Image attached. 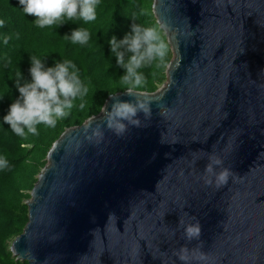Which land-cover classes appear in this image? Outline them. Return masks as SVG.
<instances>
[{"label": "water", "instance_id": "95a60500", "mask_svg": "<svg viewBox=\"0 0 264 264\" xmlns=\"http://www.w3.org/2000/svg\"><path fill=\"white\" fill-rule=\"evenodd\" d=\"M153 11L174 52L165 84L110 95L54 142L11 243L18 259L183 264L186 245L189 264H264V0H154ZM137 96L151 116L117 137L106 111ZM210 157L232 173L219 188ZM196 221L202 247L183 238Z\"/></svg>", "mask_w": 264, "mask_h": 264}, {"label": "trees", "instance_id": "16d2710c", "mask_svg": "<svg viewBox=\"0 0 264 264\" xmlns=\"http://www.w3.org/2000/svg\"><path fill=\"white\" fill-rule=\"evenodd\" d=\"M153 3L154 0H99L93 21L85 23L77 19L60 26L40 28L35 17L23 12L19 0H0V20L4 21L0 27V157L7 161V166L0 168V264H30L13 254L11 243L23 233L29 221L27 201L47 164L49 150L63 132L100 113L110 95L129 88L154 92L167 80V67L174 54L167 35L157 22ZM133 24L157 28L169 46L163 63L154 60L137 69L145 79L138 88L132 82H121L126 69L117 64L108 43L113 36L120 43L126 34H131ZM75 28L88 30V43L74 44L71 39L64 38ZM120 51L124 52L127 63L132 53L123 47ZM31 56L41 59L44 70L55 67L57 62L72 61L88 92L73 102L69 114L58 119L55 127L38 124V134H27L25 138L17 136L4 123L3 117L19 97L17 74L22 73L21 83L31 82Z\"/></svg>", "mask_w": 264, "mask_h": 264}, {"label": "clouds", "instance_id": "9594fccd", "mask_svg": "<svg viewBox=\"0 0 264 264\" xmlns=\"http://www.w3.org/2000/svg\"><path fill=\"white\" fill-rule=\"evenodd\" d=\"M98 4L99 0H19L23 12L27 16L35 17V23L40 28L60 26L77 19L85 23L93 21L96 19ZM3 24L4 21L0 20V27ZM64 38L71 39L74 44H86L90 39V33L86 29L75 28L70 36L65 35ZM4 42L7 43V39ZM108 43L117 64L126 69V74L120 78L121 82L123 84L132 82L137 88L145 83L144 77L137 73V69L148 66L154 60L163 63L169 47L157 28L142 27L139 24H133L131 34H126L120 43H117L115 36ZM122 47L132 53L127 63L124 61V52L120 51ZM31 64L29 70L31 82L21 83L22 73L17 74L16 88L19 97L10 104L7 114L3 117L4 123L17 136L25 138L27 134H38L36 128L38 124L55 127L58 119L69 114L74 107L73 102L88 92V88L79 78L76 65L70 60L57 62L55 67L44 70L41 59L31 56ZM127 92L129 95L133 94L131 88ZM135 99V103L116 101L111 110L106 111L104 125L117 137L123 136L129 125L135 127L141 125L138 113L143 112L146 118L151 116L150 104L144 103L139 96ZM80 107L83 108L84 105L81 104ZM209 160L205 170L215 175L216 186L219 188L227 184L232 174L230 170L225 168L219 173H214V165H220L222 161L216 157H210ZM6 166L7 161L0 157V168ZM206 183L211 184L212 181L208 179ZM200 237L199 221L184 226L183 238L186 241H200ZM202 245L203 241H200V246ZM177 256L183 264H189V249L186 245L178 250ZM195 258L202 259L203 254Z\"/></svg>", "mask_w": 264, "mask_h": 264}, {"label": "rangeland", "instance_id": "374dc122", "mask_svg": "<svg viewBox=\"0 0 264 264\" xmlns=\"http://www.w3.org/2000/svg\"><path fill=\"white\" fill-rule=\"evenodd\" d=\"M173 54H174V52H173ZM173 57H174V55H173ZM165 82H166V81H165ZM165 82H164V84H165ZM162 85H163V84H162ZM162 85H161V86H162Z\"/></svg>", "mask_w": 264, "mask_h": 264}]
</instances>
